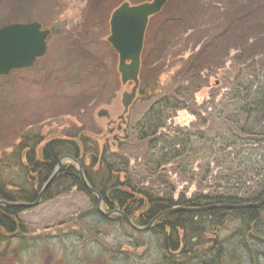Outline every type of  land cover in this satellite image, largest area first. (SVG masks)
Listing matches in <instances>:
<instances>
[{
    "label": "trees",
    "instance_id": "16d2710c",
    "mask_svg": "<svg viewBox=\"0 0 264 264\" xmlns=\"http://www.w3.org/2000/svg\"><path fill=\"white\" fill-rule=\"evenodd\" d=\"M253 1L236 8L229 26L215 23L219 31L194 40L197 51L182 64L171 52L180 45L170 38L172 30L170 37L167 27H159L162 33L153 32L143 43L134 100L145 108L129 124L124 141L105 146L102 158L97 140L81 122L77 129L48 139L39 125L29 123L12 134L5 146L9 149L0 148V200L12 202L0 207V248L18 239L25 241L18 214L26 208L13 203L35 201L64 155L81 163L104 212L119 210L137 226H147L157 217L149 228L137 231L121 214H100L96 195L86 189L75 164L66 159L44 189L42 200L68 194L70 189L86 195L88 206L75 219L82 239L99 243V225H117L127 232L126 238H133L130 246H143V256L136 252L127 256L140 264H264V204L171 210L251 203L264 196V2ZM221 10L220 14L227 11ZM212 62L226 88L214 111L209 109L210 102L198 104L194 99V87H198L194 79ZM167 66L177 70L161 84L158 73ZM149 72L155 76H145ZM181 109L193 114L194 121L172 126L168 120ZM175 176L195 184L196 191L189 196L186 191L176 194ZM118 241L115 249L126 251ZM146 254L155 257L147 261Z\"/></svg>",
    "mask_w": 264,
    "mask_h": 264
},
{
    "label": "rangeland",
    "instance_id": "374dc122",
    "mask_svg": "<svg viewBox=\"0 0 264 264\" xmlns=\"http://www.w3.org/2000/svg\"><path fill=\"white\" fill-rule=\"evenodd\" d=\"M120 1L0 0V26L22 22L27 18L39 21L43 27L50 29L44 57L30 68L13 71L0 78V148L4 146L7 151L9 148L5 146L12 134L23 131V126L28 123L39 125L47 139L63 131L77 129L82 123V127L97 140L99 150L103 144L108 148L124 141L129 124L139 117L145 104L133 102L122 128L107 131L115 127L116 118L122 111L121 93L129 91L132 85L121 84L117 72V53L107 42L108 19ZM126 1L137 4L144 0ZM248 1L168 0L161 11L150 18L144 43L154 31L162 33L159 27H167L169 37L172 30L170 38H174L173 43H180L171 52L176 55V61L182 64L192 51H197L199 45L194 47V40L199 41V36L206 34L209 38L219 31L215 23L229 26L237 15L236 8ZM256 1L264 2L254 0L253 3ZM222 8L228 12L220 14ZM184 47L188 49L183 50ZM216 65L212 62V66L202 70L197 76L199 79H194L198 87L193 85L195 102H210L209 109L213 111L226 89ZM228 66L230 63H225L224 67ZM177 69L169 66L162 69L158 73L160 83L169 81ZM147 75L155 76L153 72ZM99 109H106L109 117H98ZM109 119L116 121L107 125ZM194 119L195 116L188 110L181 109L173 113L168 123L188 126ZM175 178L176 194L186 191L189 196L196 191L195 184ZM87 206L86 195L70 189L68 194L46 198L40 204L22 210L18 218L25 229L22 234L25 244L22 245L19 239L7 246L3 244L0 264H140L127 256H132L133 252L143 256V246H130L128 242L133 238H126L124 228L100 224L99 230L102 232L99 243L90 238L82 239L75 219ZM118 240L126 251L115 249L119 248ZM166 241L168 243L167 237ZM153 257L146 259L148 261Z\"/></svg>",
    "mask_w": 264,
    "mask_h": 264
},
{
    "label": "water",
    "instance_id": "95a60500",
    "mask_svg": "<svg viewBox=\"0 0 264 264\" xmlns=\"http://www.w3.org/2000/svg\"><path fill=\"white\" fill-rule=\"evenodd\" d=\"M167 0H151L150 2H143L135 5H129L123 3L117 7L110 19L109 29L110 34L107 37V42L117 53V72L119 74L120 82L122 84L132 83L129 91H123L121 93L120 103L122 105V111L117 116V122L115 127H110L107 131L112 130L119 131L122 125L125 123V115L128 112L129 107L132 105L136 98L137 88L139 85V71H140V56L143 47V35L145 32L147 19L159 11L165 5ZM49 30L44 29L41 23L38 21L21 23L14 22L0 26V75H6L9 71L15 69H23L32 67L36 58H40L46 54L47 42ZM98 117H109L106 109H99L97 112ZM116 120L109 119L107 125L114 124ZM105 145H102L101 158L105 152ZM63 158L73 161L75 164L82 183L86 188L91 189L88 182L85 180L82 165L76 161L73 157L63 156ZM61 158L56 166V170L61 166ZM52 177L45 183L43 188L40 190L37 198L33 202L29 203H16L23 208H31L39 204L43 191L46 186L50 183ZM97 196V210L100 214L108 216L111 212H104L100 203V196L94 191ZM264 204V196L257 202L242 203V204H214L211 207L221 206L224 208H245V207H260ZM200 208L194 207H173L171 210H187L197 211ZM170 210V211H171ZM121 214L128 225L137 230H144L149 228L155 221L153 218L150 223L145 227L136 226L133 222L121 211L115 210ZM167 235H165V245L168 250L166 241Z\"/></svg>",
    "mask_w": 264,
    "mask_h": 264
},
{
    "label": "bare ground",
    "instance_id": "6f19581e",
    "mask_svg": "<svg viewBox=\"0 0 264 264\" xmlns=\"http://www.w3.org/2000/svg\"><path fill=\"white\" fill-rule=\"evenodd\" d=\"M151 0H149V1H142L141 3H143V2H150ZM168 1V0H167ZM167 1H166V3H167ZM123 3H128L126 0H121L120 2H118L114 7V9L111 11V13H110V16H109V19H110V17H111V15H112V13H113V11L117 8V7H119L120 5H122ZM166 3H165V5H166ZM129 5H135V4H130V3H128ZM137 4H139V3H137ZM155 15V14H154ZM152 16H149L148 17V19H147V24H146V28H145V32H144V35H143V43H144V40H145V33H146V29H147V26H148V22H149V20H150V18H151ZM25 20H22V22L21 23H28V22H33V21H36V20H26L27 18H24ZM109 19H108V27L110 26L109 25ZM11 23V22H10ZM12 23H14V22H12ZM7 24H9V23H7ZM49 30V34H48V36L50 35V29H48ZM109 34H110V29H109ZM108 37V36H107ZM47 40H48V38L46 39V42H47ZM113 49V48H112ZM114 50V49H113ZM45 56V55H44ZM44 56H42V57H44ZM42 57H40V58H36L35 59V61H34V64L36 63V61H38V60H40ZM34 64H33V66H34ZM140 68H141V61H140ZM19 70H24V69H15V70H11V71H9L6 75H9V73H12L13 71H19ZM3 75H0V78L2 77ZM122 84V83H121ZM125 84H127V83H125ZM138 87H139V85H138ZM137 93H138V88H137ZM136 96H137V94H136ZM136 99V98H135ZM134 102V101H133ZM133 104V103H132ZM64 156V155H63ZM63 156H61L60 157V159L61 158H63ZM71 157V156H70ZM59 159V160H60ZM66 159L65 158H63L62 159V161H65ZM68 160V159H67ZM70 161V160H69ZM72 163H73V161H71ZM57 171L58 170H56V169H54V170H52V172L50 173V175H49V178L47 179V181L50 179V177H54L55 175H56V173H57ZM30 174H32V173H30ZM47 181H46V183H47ZM51 182V181H50ZM50 184V183H49ZM44 185H45V183H44ZM43 185V186H44ZM89 185V184H88ZM43 186L41 187V189L43 188ZM90 186V185H89ZM90 188L91 189H88V188H86L87 190H89L90 192H92L94 195H95V193H94V189L90 186ZM12 204V202H5V201H3V200H0V207H1V205L2 204ZM17 202H14L13 204H16ZM210 205H213V204H209V205H204V204H200V205H195V206H191V207H194V208H200V209H198L197 211H202V210H207V209H210L211 208V206ZM20 220V219H19ZM134 224V223H133ZM134 225H136V224H134ZM137 226V225H136ZM140 227H145V226H140ZM147 229V228H146ZM145 230V229H144ZM141 231H143V230H141ZM164 239H165V235H164ZM151 243H153V245L154 246H156L155 244H156V242H155V240H154V238L152 237V239H151ZM163 244H164V246H165V241L163 240Z\"/></svg>",
    "mask_w": 264,
    "mask_h": 264
}]
</instances>
